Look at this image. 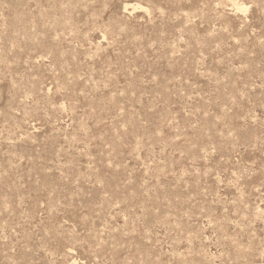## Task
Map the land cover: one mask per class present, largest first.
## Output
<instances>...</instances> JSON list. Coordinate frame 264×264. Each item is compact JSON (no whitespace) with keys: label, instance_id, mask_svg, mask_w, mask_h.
<instances>
[{"label":"rangeland","instance_id":"rangeland-1","mask_svg":"<svg viewBox=\"0 0 264 264\" xmlns=\"http://www.w3.org/2000/svg\"><path fill=\"white\" fill-rule=\"evenodd\" d=\"M0 264H264V0H0Z\"/></svg>","mask_w":264,"mask_h":264},{"label":"bare ground","instance_id":"bare-ground-1","mask_svg":"<svg viewBox=\"0 0 264 264\" xmlns=\"http://www.w3.org/2000/svg\"><path fill=\"white\" fill-rule=\"evenodd\" d=\"M239 8H241V6H239ZM243 9V8H242ZM240 10V9H239ZM73 263V262H72ZM76 263V262H75Z\"/></svg>","mask_w":264,"mask_h":264}]
</instances>
